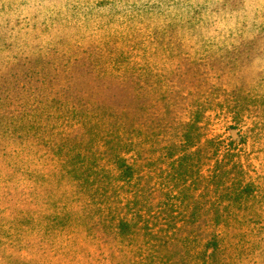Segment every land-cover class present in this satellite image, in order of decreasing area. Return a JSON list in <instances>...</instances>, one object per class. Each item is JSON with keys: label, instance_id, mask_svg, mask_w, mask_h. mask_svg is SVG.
I'll list each match as a JSON object with an SVG mask.
<instances>
[{"label": "rangeland", "instance_id": "obj_1", "mask_svg": "<svg viewBox=\"0 0 264 264\" xmlns=\"http://www.w3.org/2000/svg\"><path fill=\"white\" fill-rule=\"evenodd\" d=\"M1 3L0 264L167 262L151 250L145 232L129 235L111 244L112 247L101 246L89 238L82 223L85 206L70 166L46 155L34 139H23L35 113L30 89L37 86L36 75L48 74L54 69L49 66L56 62L37 65L32 61L24 66L16 61L55 47L58 52L79 55L87 48L104 46L100 55L92 58L93 64L107 63L108 68L136 66L143 79L148 78L149 71L159 76L167 72L170 77L167 81L150 80L155 92L168 91L169 100H157L153 91L143 116L148 125L154 129L161 117H167L172 127L167 132L173 137L176 125L183 124L180 137L186 135L191 124L193 146L189 151L182 149V155L197 149L201 156L208 157L204 160L206 165L196 168L197 177L203 178L202 184L213 174L217 162L227 167V171L242 169L246 174L240 189L251 184L253 197L263 196L264 0H1ZM2 5L5 8L1 9ZM212 9L218 11L210 15ZM207 55L217 57L208 59ZM124 58L127 62L116 63ZM57 59L59 63L61 60ZM180 66L188 73L183 79L174 76ZM143 99L147 97L134 99L121 87H112L103 95L105 103L119 110L116 115L129 117L141 115L130 109L126 112L124 102L139 109ZM28 113L27 124L23 114ZM167 132L157 128L155 136L150 134V160L144 170L148 186L157 188L153 204L162 213L163 233L172 235L179 234V221L166 226L164 212L170 206L176 209L179 200L175 199L177 190H172L173 184L167 189L169 166L161 157ZM183 171L186 169L181 167L180 172ZM201 194L206 195V201H213L203 188L196 192V199ZM255 204L240 217L230 219L228 228L221 231L218 226L211 228L210 237L215 235L214 239L206 238L200 243L192 238L190 243L180 244L185 263L264 264V197L261 204ZM180 211L183 208L179 207ZM64 216L67 219L59 220ZM53 217L57 220L48 231ZM152 221L157 224L155 219ZM219 232L222 236H216ZM205 252L207 258L201 260L199 257Z\"/></svg>", "mask_w": 264, "mask_h": 264}, {"label": "trees", "instance_id": "obj_2", "mask_svg": "<svg viewBox=\"0 0 264 264\" xmlns=\"http://www.w3.org/2000/svg\"><path fill=\"white\" fill-rule=\"evenodd\" d=\"M3 8L4 5L1 6V9ZM216 11L218 10L212 9L210 15ZM103 49L104 46L93 50L87 48L81 54L75 55V52H58L55 47L47 53H38L25 57L24 61H16L17 64L23 62L24 66L31 65L32 61H36L37 65L53 60L56 62L49 66H54V69L48 74L36 75L37 86L30 89L33 92L32 110L35 113L30 120L32 126L24 131L22 137L27 141L34 139L33 142L41 147L46 155L61 159L70 166L85 206L82 223L89 238L95 239L101 246L112 247L111 244L118 243L129 235L145 232L149 237L151 250L167 259L164 264H186L180 244L186 245L192 238L200 243L206 238L214 239L215 235L210 237L211 228L218 226L219 231L228 228L227 222L230 219L240 217L255 202L261 204L264 194L262 197H253L254 189L251 184L246 185L245 189H240V186L245 184L246 173L242 169L227 171V167H221L217 162L214 163L213 174L202 184L203 178L197 177L196 168L206 165L204 160L208 157L201 156L197 149L182 155V149L189 151L193 146L191 142L194 133L191 132V124L187 126L189 128L186 135L181 134L179 137L183 124L178 123L173 137L167 132L172 128L169 127L167 117V120L161 117L162 120L157 121L154 129L151 124L148 125L146 117H143L146 102L155 92L154 83H150V80L167 81L170 79L168 73L164 72L159 76V73L149 71L148 78L143 79L136 66L130 68V65H113L108 68L106 61L103 62L106 66L93 64L92 58L94 55H100ZM98 50L99 52H96ZM181 55L184 57L185 54ZM57 57L61 60L59 63ZM206 57L212 59L217 55ZM124 62H127V58L119 59L116 63ZM132 63L129 61V64ZM177 75L179 79H183L188 73L180 66L179 72L174 73L175 77ZM112 87H121L134 99L143 95L147 97L141 101L139 109L126 104V101L123 104L126 112L129 111L127 109L137 111L141 117L115 114L119 110L103 101L104 92H110ZM155 93L158 95L157 100H169L168 91ZM116 96L117 94H114L113 97ZM23 117L28 124L29 113L23 114ZM157 128L167 132L164 134L166 145L162 147L161 157L169 166L170 179L167 189L170 190V184H173L172 190H177L175 199L179 200L176 209L170 206L169 210L164 212V224L169 226L179 221V234L163 233L164 225L161 224L160 217L162 213L156 210L153 204L157 188L149 187L146 182L148 175L144 165L150 160L148 138L150 134L156 135ZM130 160L133 163H130ZM181 167L186 171L181 173ZM201 188L213 201H206L204 194L196 199L195 194ZM179 207L186 213L179 212ZM65 219L66 216L59 220ZM153 219L157 224L152 223ZM56 220L57 217L51 218L46 230L51 231V224ZM156 230L162 233L161 236ZM182 234L184 236H181ZM216 236L222 234L219 232ZM200 246L203 247L202 244ZM214 246L217 247V244H212V247ZM244 250L245 246L241 252ZM199 258L206 259V252ZM143 260L144 258H141V261ZM204 264H208L207 261Z\"/></svg>", "mask_w": 264, "mask_h": 264}]
</instances>
